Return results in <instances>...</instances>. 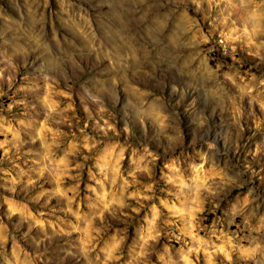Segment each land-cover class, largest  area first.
<instances>
[{
  "label": "rangeland",
  "instance_id": "1",
  "mask_svg": "<svg viewBox=\"0 0 264 264\" xmlns=\"http://www.w3.org/2000/svg\"><path fill=\"white\" fill-rule=\"evenodd\" d=\"M0 264H264V0H0Z\"/></svg>",
  "mask_w": 264,
  "mask_h": 264
}]
</instances>
